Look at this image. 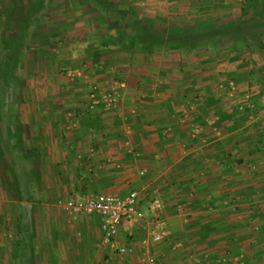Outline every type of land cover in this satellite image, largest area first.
<instances>
[{
	"label": "crops",
	"instance_id": "0c3cea01",
	"mask_svg": "<svg viewBox=\"0 0 264 264\" xmlns=\"http://www.w3.org/2000/svg\"><path fill=\"white\" fill-rule=\"evenodd\" d=\"M115 1L166 23L187 24L232 17L245 0ZM3 6L0 0V24ZM60 36L39 41L48 65L36 84L20 78L9 98L12 117H0V264H13L2 250L27 243L20 236L14 241L22 225L35 226L36 242L50 251L44 264H146L134 257L137 244L121 241L126 225H138L143 238L140 224H124L116 238L135 253L103 262L87 257L88 251L95 257L94 250L111 255L98 247L99 219L70 216L55 205L74 193L124 196L130 189L143 198L147 220L148 201H162L165 236L148 249L156 264H264V117L241 130L236 118L208 117L216 96L203 79H192L195 72L208 73V52L147 53L103 45L113 37L101 33ZM56 65L62 69L54 76ZM69 71L77 74L70 77ZM113 82L122 84L115 107L88 113L89 91ZM30 105L35 111L28 115ZM15 161L21 195L12 189ZM136 230L128 234L132 239ZM81 234L85 241L74 242ZM86 236L96 239L87 243ZM66 249L73 257L64 255Z\"/></svg>",
	"mask_w": 264,
	"mask_h": 264
},
{
	"label": "rangeland",
	"instance_id": "374dc122",
	"mask_svg": "<svg viewBox=\"0 0 264 264\" xmlns=\"http://www.w3.org/2000/svg\"><path fill=\"white\" fill-rule=\"evenodd\" d=\"M98 1H100V5L101 2L106 1L105 6L108 7L109 12L116 9L115 6L124 11L127 10L126 12H130L127 17L128 20H141L145 25H150L152 35L162 34L168 29L171 31L189 29L208 34L210 38L208 37L202 43L200 42L198 47L208 52L205 60L209 61L210 68L207 74L201 75L199 72L192 74L194 81L201 82L203 79V82L208 85L210 94L216 96L215 105L207 107L208 117H229V120L236 118L234 124L239 122L237 124L240 130L248 126V122L257 117L263 119L264 49H259L257 43L260 41L264 48V0H257L256 2L243 1L241 10L233 14L232 17L231 15L224 16V18L220 16V18L212 21H191L187 24L166 23L154 18L151 13L140 11L134 6H119L115 0ZM85 2L87 3L83 4L81 0H1V6H4L1 9L0 34L6 37L18 38L27 9L32 6L34 8L33 23L29 30L30 38L22 46V63L18 70V74L24 83L31 84L40 80L42 68L48 65L47 61L44 62L46 58H43V54L38 48L40 40L52 39L57 36L63 37L60 35H64L65 32H69L74 36L86 34L88 35L86 37L90 38H95L98 33L107 37L112 35L108 25L110 23L106 25L102 23V17L98 16L96 9L90 7V4L93 5L98 2L96 0H85ZM109 21L117 22L116 18H109ZM258 35H260V38H258ZM59 41L62 40L59 39ZM52 43L56 44L55 40ZM161 49H163L161 46L154 48V50ZM229 53H231V56ZM55 69L57 70L54 76L61 71L62 67L56 65ZM54 76L51 78H54ZM37 96L38 98L41 97L39 91ZM20 98H22V94ZM34 109L35 107L32 105L25 107L28 115H31L35 111ZM234 161L238 163L240 159L236 156ZM146 219H149L147 214ZM25 222L30 223V221ZM132 227L133 230H130L127 225L122 227L121 241L137 244L139 249L137 248L136 253L133 251L131 253L132 255L135 253V258L145 262L146 252L141 247L143 238L137 235L139 232L136 230L138 225H132ZM135 230L137 232L136 237L132 239L133 236L128 234ZM34 231L35 226H18L14 241H21V239L19 240L20 236L23 240L27 238V243L21 245L14 243L13 248H6L1 251V257L13 264H44L50 251L43 250L42 246L36 242L39 241V236ZM86 239L87 243H93L96 238L88 236ZM41 240H43V237ZM73 241H85L84 236L82 234L76 236ZM18 246L20 247L18 248ZM52 252L58 253L56 250ZM63 252L67 257H73L74 255L71 250L66 249ZM63 252L60 251V253ZM89 253L88 251V255L86 254L88 258H97V260L103 262L110 257L114 260L120 258L114 255L105 256L103 251L98 253L94 250L95 257L90 256ZM148 255L154 258L151 251Z\"/></svg>",
	"mask_w": 264,
	"mask_h": 264
},
{
	"label": "trees",
	"instance_id": "16d2710c",
	"mask_svg": "<svg viewBox=\"0 0 264 264\" xmlns=\"http://www.w3.org/2000/svg\"><path fill=\"white\" fill-rule=\"evenodd\" d=\"M90 4V7L96 9L98 16L102 17V23L109 25L112 37L109 41L103 42V45L119 44L124 45L127 49L143 50L147 53L154 51V48L162 47L167 51H203L198 47L199 43L203 40L210 38L208 34H202L199 31L182 29L179 31L162 32L159 35H152L150 33V25H145L141 20L129 21L128 15L130 12H126L123 9H118L116 6L112 12L108 11V7L105 6L106 1ZM83 4H86L85 0H81ZM114 6V5H113ZM112 6V7H113ZM33 6L26 11V15L22 20V28L20 34L17 37H4L3 49L4 53L0 56V117H12L13 108L9 105V98L13 96L15 89L20 87V76L18 70L22 63V46L30 38L29 30L33 23ZM11 18V17H10ZM109 18L117 20V22H110ZM257 18V17H256ZM242 23V22H241ZM238 24L236 23V26ZM215 27V26H214ZM260 35H258V38ZM107 38V36H106ZM105 39V38H104ZM257 39V37H255ZM155 45V47H154ZM259 49H264L262 43H257ZM200 49V50H199ZM20 156V155H19ZM15 155L17 159L19 157ZM11 172L16 179L12 185V189L15 194L21 195L24 192L23 180L21 176V169L19 162L15 161Z\"/></svg>",
	"mask_w": 264,
	"mask_h": 264
},
{
	"label": "built area",
	"instance_id": "2783aa9c",
	"mask_svg": "<svg viewBox=\"0 0 264 264\" xmlns=\"http://www.w3.org/2000/svg\"><path fill=\"white\" fill-rule=\"evenodd\" d=\"M76 72H68L70 77ZM122 84L113 82L108 88L97 92L93 87L88 93L86 111L95 112L99 106L112 109L116 104L117 88ZM143 175V172H140ZM143 198L139 191L130 189L126 195L104 193H74L68 198H59L55 205L58 209L70 216L85 215L99 219L100 240L98 247L108 249L111 255L122 257L130 254L132 248L118 245L116 242L120 228L124 224H140L145 235L141 241V247L146 252V264H156L154 258L148 254V249L162 243L165 231L164 220L161 217L163 204L159 197H152L148 201L150 220L146 219V213L141 209Z\"/></svg>",
	"mask_w": 264,
	"mask_h": 264
}]
</instances>
